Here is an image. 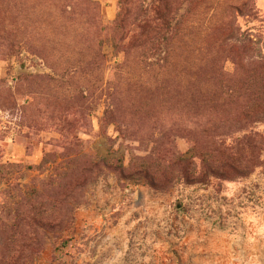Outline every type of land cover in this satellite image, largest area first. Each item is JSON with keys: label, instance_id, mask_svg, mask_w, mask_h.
<instances>
[{"label": "rangeland", "instance_id": "rangeland-1", "mask_svg": "<svg viewBox=\"0 0 264 264\" xmlns=\"http://www.w3.org/2000/svg\"><path fill=\"white\" fill-rule=\"evenodd\" d=\"M258 92L264 0H0V264H264Z\"/></svg>", "mask_w": 264, "mask_h": 264}, {"label": "trees", "instance_id": "trees-1", "mask_svg": "<svg viewBox=\"0 0 264 264\" xmlns=\"http://www.w3.org/2000/svg\"><path fill=\"white\" fill-rule=\"evenodd\" d=\"M159 30V29H157ZM227 51H230L227 49ZM217 71H213L210 75L212 79L219 82L212 91L205 92H194L190 94V99L188 100L190 104L193 106L202 105L206 106L207 104H213L215 106H220L222 108H229L232 104L233 90L227 83L230 80H225L226 76L223 75L219 71L217 75H215ZM252 99L259 103H261L262 107L252 108L243 105V109L241 112L242 119L248 124L250 121H264V93L258 92L254 93ZM227 111V110H225ZM225 122L229 121V119H222ZM222 154V168L227 170H235L237 166L234 164L233 154L228 147L224 146V143L221 141L217 144L216 150Z\"/></svg>", "mask_w": 264, "mask_h": 264}]
</instances>
